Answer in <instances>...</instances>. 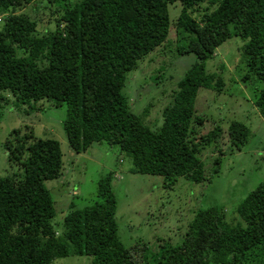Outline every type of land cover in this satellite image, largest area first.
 I'll use <instances>...</instances> for the list:
<instances>
[{"label": "trees", "instance_id": "trees-1", "mask_svg": "<svg viewBox=\"0 0 264 264\" xmlns=\"http://www.w3.org/2000/svg\"><path fill=\"white\" fill-rule=\"evenodd\" d=\"M33 1L0 0V105L11 94L23 104H65L62 127L71 158L104 142L130 157L132 173L160 175L165 188L180 177L205 181L203 150L226 138L232 151H240L250 133L239 120L203 131L206 119L195 110L199 88L219 93L225 86L205 62L234 36L243 41L238 51L244 75L236 81L258 82L251 101L264 116V0H40L54 24L42 34L23 11ZM175 2L179 13L172 19L169 5ZM178 28L185 40L178 55L196 60L161 110L160 124L151 128L143 120L146 106L134 112L123 91L127 73ZM3 148L22 173L0 176V264H54L69 255L91 256L92 264H264V181L237 206V222L222 206L201 207L178 244L157 242L150 250L145 244L127 247L119 238L115 170L98 179L92 203L60 199L66 208L57 228L46 181L64 176L60 142L15 128ZM223 154L214 158V170Z\"/></svg>", "mask_w": 264, "mask_h": 264}, {"label": "rangeland", "instance_id": "rangeland-1", "mask_svg": "<svg viewBox=\"0 0 264 264\" xmlns=\"http://www.w3.org/2000/svg\"><path fill=\"white\" fill-rule=\"evenodd\" d=\"M44 4L43 1L34 0L23 9L38 21V34L54 26L48 19L52 18L50 9ZM179 7L178 2L169 5L170 18L179 13ZM180 30L177 29V34L175 31L169 33L161 46L138 61V67L127 73L123 91L131 96L134 112L141 113L146 106L149 111L143 120L151 128L160 124L161 110L170 101L178 81L196 60L193 54L178 55V46L185 43ZM242 43L240 37H231L206 60V70L221 75L225 86L219 93L199 88L195 110L196 114L206 119L203 131L214 124H220L225 129L230 121L239 120L249 127V137L240 151H232L226 138L220 147L211 146L203 150L200 156L208 175L205 181L193 183L180 177L173 188H165L160 175L132 173L130 157L121 153L117 146L104 142H96L88 148V152L71 158L62 127L65 104L54 106L46 99L23 104L12 94L0 105V176L22 173L20 166L8 161V151L3 148V142L12 129L19 128L24 132L28 127L38 137L55 138L60 142L64 176L69 184L65 183L62 187L59 181H46L56 201L57 214L53 223L57 228H60L58 223L63 216L61 210L66 208V205L60 206V199L63 204L69 199L82 206L92 203L97 198L98 179L110 168L115 170L112 186L117 199L118 234L127 247L142 248L145 244L151 250L157 242L178 244L193 212L201 207L222 206L227 219L237 222V206L259 182L264 181V116L251 101L252 88L258 82L236 81V77L240 79L244 75L241 50L238 51ZM222 63L226 65L224 69L220 67ZM158 120L159 123L154 124ZM219 152L224 154L219 156V164L214 170L213 161ZM124 165L129 169L126 170ZM66 191L69 193L64 196ZM54 264H92V257L69 255L55 259Z\"/></svg>", "mask_w": 264, "mask_h": 264}, {"label": "crops", "instance_id": "crops-1", "mask_svg": "<svg viewBox=\"0 0 264 264\" xmlns=\"http://www.w3.org/2000/svg\"><path fill=\"white\" fill-rule=\"evenodd\" d=\"M65 178H66V177L63 176L62 179H60V180H56V182L59 181L58 183H59L60 185H62V187H64V186H65L64 184L66 183ZM62 182H63V183H62Z\"/></svg>", "mask_w": 264, "mask_h": 264}, {"label": "built area", "instance_id": "built-area-1", "mask_svg": "<svg viewBox=\"0 0 264 264\" xmlns=\"http://www.w3.org/2000/svg\"><path fill=\"white\" fill-rule=\"evenodd\" d=\"M0 19H1V16H0Z\"/></svg>", "mask_w": 264, "mask_h": 264}]
</instances>
